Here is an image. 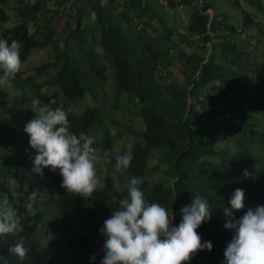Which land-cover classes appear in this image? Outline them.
I'll return each mask as SVG.
<instances>
[{"label": "trees", "instance_id": "1", "mask_svg": "<svg viewBox=\"0 0 264 264\" xmlns=\"http://www.w3.org/2000/svg\"><path fill=\"white\" fill-rule=\"evenodd\" d=\"M9 1L0 0V6ZM70 1L60 0L61 8H56L49 0H20L18 20L8 27L3 25L10 15L0 7V37L22 43L21 64L34 50L51 43L59 45L53 19L59 20L58 30H63L64 24L68 27L71 19L66 7ZM227 1L232 4L229 9L221 8L226 0H87L78 7L76 23L61 38L55 57L49 54V61L35 74L24 77L20 65L13 77L6 78L26 97L38 98L42 104L55 101L50 106L61 107V91L71 102L81 101L90 86L96 87L93 90L98 98L109 95L103 88L108 68H114L116 100L126 96L128 102L140 107L143 127H128L131 146L118 151L119 155L132 152L134 159L127 169L114 168V177L122 173L128 180L142 177L146 199L165 206L176 224L181 207L191 202L192 195L207 198L212 206L211 220L197 231L213 248L198 251L185 264H222L232 238V232L224 227L228 218L223 208L230 207L236 188L245 192V207L233 210L234 217L264 205V0H242L243 10L239 8L241 0ZM180 9L188 12L186 18L178 16ZM176 61L184 81L173 73ZM49 69H55L52 78L39 79ZM159 70L166 71L168 77L158 76ZM46 87L57 92L42 93ZM6 96L0 92V107ZM102 112L98 105H89L80 115L70 112V130L92 136L99 157L104 159L106 153L114 167L116 157L109 159L108 155L115 142ZM96 128L103 134L100 141L93 134ZM23 136L28 134L23 132L21 139ZM2 142L7 146L0 138V146ZM14 154L13 187L0 179V192L9 193L21 219L19 236L29 250L24 259L10 255L9 262L99 264L104 243L99 229L127 192L118 193L108 175L111 182L86 201L61 186L59 170L45 173V179L58 185L61 231L71 250L70 257L61 258L53 247H44L38 240V226L45 215L35 207V199L29 201L35 192L26 157L23 161V152L17 148ZM153 154L168 165L163 174L173 183L149 181L158 167L151 165ZM29 202L31 213L25 207Z\"/></svg>", "mask_w": 264, "mask_h": 264}, {"label": "clouds", "instance_id": "2", "mask_svg": "<svg viewBox=\"0 0 264 264\" xmlns=\"http://www.w3.org/2000/svg\"><path fill=\"white\" fill-rule=\"evenodd\" d=\"M77 1H70L69 7V3H67V11L75 8L74 6L78 4ZM209 12L211 15L213 14L212 10ZM22 47V43L15 39L9 42L8 39L0 37V69L3 70L0 83L6 78L13 77L18 72L20 65L23 64H21L20 58ZM158 76L168 77V74L166 71L159 70ZM5 93L7 96L0 107V114L10 104H7L9 96L7 92ZM51 103H55V101H50ZM50 104H42L38 98H34L31 110L35 116L26 124L20 121L21 126L18 124L19 120L12 123L18 124L16 127H10L14 128L18 134L16 141H20L15 147L10 148L8 139L0 134V138L7 143V146L6 144L3 146L2 142V146H0V158H5L4 164L8 169L6 180L9 181V188L13 187L12 172L14 167L11 160L17 148L23 152V161L26 157L29 173L31 168L33 173L42 176L45 173L59 170L62 177L61 186L69 193L82 195L87 201L94 191L97 192L100 188L105 187L110 178L106 179L109 177L107 176L104 185L98 187L96 164L99 157L97 149L93 147L94 138L85 132L77 134L70 130L68 117L72 111L71 108L51 107ZM126 127L127 134H129L128 127L136 130L129 125ZM23 132L27 133L28 137L24 138L23 136L21 141ZM114 135L120 139L119 136H122L123 133L118 131ZM8 149L13 152L11 157H6ZM29 149L35 151V155L31 157L33 166L26 154ZM155 156L158 155L153 154L152 159ZM104 159H107L106 153ZM133 159L132 152H125L115 158L114 168L117 171L127 169ZM243 175L247 177L248 171L245 170ZM111 179L118 193H127L119 200V207L115 210L112 209L111 215L104 220L103 226L99 229L104 238L103 255L99 264H185L198 251L212 250V242L202 241L197 231L203 223L212 218V206L207 198L199 194L192 195L191 202L181 207L179 211L181 219L176 224L173 213L165 206L159 203H150L146 199L142 177L132 176L130 180L127 177L126 187L122 191L117 188L114 182L115 177L114 180L113 177ZM156 181L161 182V180ZM162 183L164 182L162 181ZM8 195L9 193L6 191L0 192V264H11L8 260L10 255L24 259L29 250L25 239L19 236L22 230L21 219L16 209L12 207ZM52 198H54V207L57 210L58 185L56 194ZM34 199L35 207L45 215L44 222L38 226V240L44 247H53L56 255L61 257L60 243H48L49 246H45L39 239V228L46 223L45 209L47 207L43 208L36 204V193L29 196V201ZM244 199V190L236 188L229 200L230 207L223 208V212L228 218L224 227L232 232V238L224 250L222 264H264V205H258L254 209L248 208L236 218L233 216V210L243 209L245 207ZM25 207L30 213L32 212L31 202L26 203ZM57 215L59 217L58 210ZM59 232L61 240L65 239L61 231L60 217ZM95 259L96 257L93 255L91 260L95 261Z\"/></svg>", "mask_w": 264, "mask_h": 264}, {"label": "rangeland", "instance_id": "3", "mask_svg": "<svg viewBox=\"0 0 264 264\" xmlns=\"http://www.w3.org/2000/svg\"><path fill=\"white\" fill-rule=\"evenodd\" d=\"M20 0H10L7 4L1 5L0 7H5L10 15L9 21L3 25L4 27L12 26L14 25L17 20V4ZM27 1H33V0H27ZM87 0H78L77 5L75 8L70 9L67 11V15L69 14V18L71 21H69L68 27L67 24H64L63 30H58V23L59 20L54 17L53 19V25L56 28V37L55 39L59 42V45L56 46L54 43H51L50 45L46 46L44 49L34 50L31 54L30 58L21 65V70L24 73V77L29 76L31 74H35L36 70L42 66V64L49 61V54L53 55L55 57V54L58 52V48L61 47V38L65 36V33L68 31V29L75 25L77 16L75 15V12L77 14L78 7H82ZM120 1V0H119ZM51 3L50 6L56 8H61L60 0H49ZM246 3V2H243ZM226 4L231 7V2L226 0ZM89 6V4H87ZM242 0L241 5L239 8L243 10L242 8ZM221 8H224V4L221 3ZM188 15V12L184 9H180L178 12V16L186 18ZM179 25L181 22L178 23ZM58 25V26H57ZM2 26H0L1 30ZM1 32V31H0ZM34 31L31 30V33ZM176 38V36H175ZM187 51H190V48L186 46L185 48ZM177 54V52H176ZM177 58V56H175ZM108 62V59H105ZM41 65V66H40ZM106 65H111L106 63ZM55 69H49L45 72V77L42 78H52L54 75ZM173 73L174 75L179 78L180 80H185V77L182 73L181 68L176 63L173 65ZM106 75L109 77L104 85V90L109 95H101L99 98L94 93L93 89L90 88L87 90L84 98L81 101L78 102H71L65 99L62 91H61V100L60 105L63 108H71V113L75 115H80L85 107L89 105H98L103 110V120L105 124L108 126V129H110L111 133H109L110 137L112 138V141L115 142V145L109 153V159H112V157L119 156V151L123 147H130V141H132V138L129 137L127 134V127L126 126H132L136 130H140L142 127V121L140 118V110L137 105L132 104L128 102L127 97L124 96L120 99L118 102L116 100V90H115V74H114V68H108ZM4 90L8 93V100L7 104H9L3 112L0 114V134L8 139V146L10 148L15 147L20 141H16L18 139V134L15 131L14 128L10 127H16L18 124H12L14 121H22V123L26 124L30 119H32L35 116V113L31 110L32 108V98L26 97L25 94L21 93L19 89H16L12 84L11 81L5 79L2 83H0V91ZM57 92L56 88L52 87H46L42 89V93L44 94H53ZM65 100V101H64ZM124 125H122V124ZM121 124V125H120ZM143 129V127H142ZM123 133L122 136H119V138H116L114 134ZM11 133V134H10ZM94 137L96 140H101L103 137L102 131L100 128H96L93 131ZM230 138V136L226 135V139ZM127 140V141H124ZM22 141V139H21ZM225 142V141H224ZM119 149V151H118ZM99 153H97V156L99 157ZM13 154L12 150L8 149L6 151V157H11ZM26 154L29 156V160L32 165V159L31 157L35 155V151L33 149H29L26 151ZM5 158H0V179H6L8 177V169L4 164ZM151 165H158V167L153 170V175L150 176L149 181L155 182L156 180H161L165 184L173 183L174 181L169 180L170 178L168 176H164V172L167 169V164L162 163L159 160L158 156H155L151 160ZM114 167L111 165V163L108 162L107 159H101L99 157L97 164H96V170H97V178H98V187H102L105 182V178L108 175H111L114 180ZM32 170V168H31ZM30 170V176L33 179V184L35 188L36 193V204L40 207L46 208V223L44 226L39 228V239L41 240L43 245L49 246L50 244H61V258L62 257H70L71 251L67 246V243L65 239L61 240V235L59 232V217L57 215V210L54 207V198L52 196L56 194L57 185L54 182L46 181L42 175L33 173ZM115 184L117 188L122 191L127 184V176L126 174L122 173L118 176H115ZM52 198V201H51ZM9 201V200H8ZM51 203L49 204V202ZM10 204V202H9ZM49 204V205H48ZM48 205V206H47Z\"/></svg>", "mask_w": 264, "mask_h": 264}, {"label": "crops", "instance_id": "4", "mask_svg": "<svg viewBox=\"0 0 264 264\" xmlns=\"http://www.w3.org/2000/svg\"><path fill=\"white\" fill-rule=\"evenodd\" d=\"M223 4H224V9H229V7L226 3H223Z\"/></svg>", "mask_w": 264, "mask_h": 264}, {"label": "built area", "instance_id": "5", "mask_svg": "<svg viewBox=\"0 0 264 264\" xmlns=\"http://www.w3.org/2000/svg\"><path fill=\"white\" fill-rule=\"evenodd\" d=\"M70 5H71V4L69 3V4H68V7H69Z\"/></svg>", "mask_w": 264, "mask_h": 264}]
</instances>
